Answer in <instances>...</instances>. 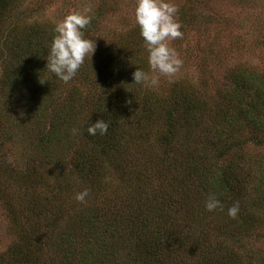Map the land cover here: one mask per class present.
<instances>
[{"label":"trees","instance_id":"1","mask_svg":"<svg viewBox=\"0 0 264 264\" xmlns=\"http://www.w3.org/2000/svg\"><path fill=\"white\" fill-rule=\"evenodd\" d=\"M11 1L0 0V18ZM51 35L28 32L13 47L16 67L12 63L15 68L8 66L4 76L5 86L11 80L15 91L4 89L0 119L11 106L27 103L38 127L23 139L26 164L21 170L3 154L14 123L0 126V191L18 205L13 218L23 229L19 245L6 254L8 263L55 264L44 253L57 243L59 229L65 227L72 240L81 224L90 248L104 252L94 264H109L112 258L128 264L117 256L120 249L134 250L148 264L193 259V264H264V252L239 250L242 238L264 225V164L246 152V140L238 134L243 121L264 132V71L236 67L225 99L216 105L180 82L172 90L178 98L168 104L155 90L138 96L140 84L133 83L132 73L146 67L142 58L104 50L96 66L101 77L106 73L110 88L102 87L89 115L72 93L47 95L55 78L45 69ZM19 85L28 99L16 91ZM47 104L56 110L46 114ZM100 119L110 122L107 134L89 135L88 126ZM111 170L120 178L122 196L107 186L113 183ZM84 189H89V206L74 198ZM209 195L222 202L223 210L205 209ZM71 201L84 206L74 207L66 218L72 211L65 205ZM236 202L239 212L232 218L227 212Z\"/></svg>","mask_w":264,"mask_h":264},{"label":"rangeland","instance_id":"2","mask_svg":"<svg viewBox=\"0 0 264 264\" xmlns=\"http://www.w3.org/2000/svg\"><path fill=\"white\" fill-rule=\"evenodd\" d=\"M173 2L178 8L176 18L181 24L183 36L168 43L169 47L177 51L183 64L172 78L174 82L169 83L166 76L149 69L146 45L135 22L136 0H12L0 18V110L5 107V88L15 91L11 80H6L7 87L4 83L8 66L10 69L15 68L19 59L16 48L13 47L23 40L28 32H46L52 33L51 37L54 36L56 23L63 20L68 13L83 11L86 8L91 10L89 15L93 18L83 31L86 38L95 42V52L92 57L89 55L85 58L76 76L68 83L56 77L51 79L50 81L54 83L47 87V95L58 94L62 98L72 93L82 101L78 103L83 105L89 115L91 113L88 110L98 101L102 87L110 88V84L103 79L106 73L101 77L103 73L99 66H96V58L104 50L111 52L126 50L137 59L142 58L146 67L142 65L141 69L150 75L158 76L159 85L149 88L146 84H140L138 96L142 97L147 91L155 90L166 98L168 104H173L178 98L172 90L180 82L191 85L205 100L216 105V102L225 99L224 93L232 85L231 74L237 70L236 67L264 71V0H173ZM12 63L15 67L11 66ZM16 91L24 99H28L22 85L17 86ZM26 104L18 103L11 106L6 109L8 112L6 119H0L1 127L6 126L8 120L14 123L12 142L4 148L3 154L11 157L12 163L21 170L25 169L26 164V157L22 156V153H25L23 139L26 136H34L38 131L35 122L29 118L31 109ZM56 108V105L47 104L44 112L49 114ZM48 123L47 120V126ZM238 134L246 140L242 146L247 149L246 152H253L254 157L262 160L264 164V132L243 121ZM255 134L258 136L257 139L251 140ZM65 167H68V164H65ZM110 178L109 180L113 181L107 183L110 192L122 196L124 190L118 185L120 178L116 176L114 170H111ZM17 182L21 183L20 180ZM18 190L19 187L15 193ZM125 190L128 192L129 186ZM1 193L0 191V264H9L6 254L10 248L19 245L23 229L13 218L19 212L18 205L9 202L6 199L8 197L5 198L6 193L3 196ZM77 204L71 201L65 206L71 211L78 208L77 206H81L79 208L84 206ZM85 204L89 206V200H86ZM79 208L77 210H80ZM74 212L76 210L67 213L66 218ZM66 218L61 219V225L66 223ZM64 229L65 227L59 229L57 243L55 242L44 253L48 254L55 264L58 261L62 264L92 262L94 264L96 259L100 256L102 258L104 252L92 250L87 244L88 237L84 238L80 234L81 224L76 225L77 234L75 237L72 236V240L71 237H66ZM242 239L244 242L239 246V250L264 252V225L262 229L257 228L255 235ZM117 252L119 255H113L120 256L128 264H148V258L134 250L120 249ZM190 258L191 256L188 260ZM193 261L194 259L188 264H193ZM109 264L122 263L112 258Z\"/></svg>","mask_w":264,"mask_h":264},{"label":"clouds","instance_id":"3","mask_svg":"<svg viewBox=\"0 0 264 264\" xmlns=\"http://www.w3.org/2000/svg\"><path fill=\"white\" fill-rule=\"evenodd\" d=\"M90 9L68 13L63 20L56 23L52 42L48 47L46 59L47 73L68 83L84 64L85 58L94 54L96 44L85 37L84 29L91 23ZM178 8L173 0H136L135 22L139 26L140 35L148 52V65L152 72L166 76L169 83L183 64L174 48L169 47V41L182 38L181 24L177 20ZM133 83L146 84L149 88L159 85V78L149 72L137 68L133 73ZM44 81H41L43 83ZM110 122L104 119L91 123L87 133L91 136L106 135ZM73 134L77 132L73 129ZM11 162V157H9ZM89 195V189L75 194L78 202L84 203ZM205 209L209 212L223 210L222 202L215 195H209L205 201ZM239 203L228 208V216L236 218Z\"/></svg>","mask_w":264,"mask_h":264}]
</instances>
